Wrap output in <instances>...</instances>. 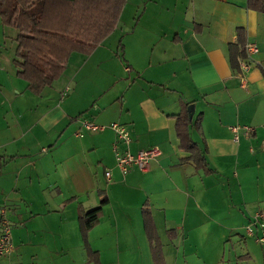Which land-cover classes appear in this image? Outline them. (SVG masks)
I'll use <instances>...</instances> for the list:
<instances>
[{
  "label": "crops",
  "instance_id": "obj_1",
  "mask_svg": "<svg viewBox=\"0 0 264 264\" xmlns=\"http://www.w3.org/2000/svg\"><path fill=\"white\" fill-rule=\"evenodd\" d=\"M238 28L256 47L243 76L228 58ZM16 35L0 21V216L12 244L0 264H154L144 206L165 264H264V242L244 228L264 213V14L246 0H126L114 29L71 52L39 94L16 74ZM184 110L204 167L184 161ZM83 119L123 123L130 141ZM116 146L159 154L122 174ZM80 211L98 213L92 255Z\"/></svg>",
  "mask_w": 264,
  "mask_h": 264
},
{
  "label": "trees",
  "instance_id": "obj_2",
  "mask_svg": "<svg viewBox=\"0 0 264 264\" xmlns=\"http://www.w3.org/2000/svg\"><path fill=\"white\" fill-rule=\"evenodd\" d=\"M126 0H0V19L17 28L14 65L27 88L39 94L65 69L71 52L89 54L115 27ZM249 9L264 14V0H246ZM245 33L238 28L235 43L228 44V58L234 71L238 58L244 55ZM264 72V71H262ZM186 110L178 116L176 132L190 154L184 161L196 167L206 166L204 151L189 139ZM143 226L151 243L154 264H165L161 245L150 221L148 210L142 209ZM98 213L86 216L80 211L79 228L89 255L86 232L96 222ZM93 256L96 257L94 254Z\"/></svg>",
  "mask_w": 264,
  "mask_h": 264
},
{
  "label": "built area",
  "instance_id": "obj_3",
  "mask_svg": "<svg viewBox=\"0 0 264 264\" xmlns=\"http://www.w3.org/2000/svg\"><path fill=\"white\" fill-rule=\"evenodd\" d=\"M244 55L238 58V70L239 75L246 74L252 64L251 55L256 51L255 44L251 41L245 40L243 44ZM81 126L84 130H103L105 128L112 129L116 134L117 141H122L127 144L130 141V136L127 130V127L123 123L118 122H109L106 125L95 124L87 119L81 121ZM245 134L249 135L253 130L250 126H243ZM237 126L232 127L234 133V139H237ZM78 135L82 134L81 127L76 132ZM262 149H264V140H262ZM159 154V149L157 146H151L146 149L139 150L135 154L131 153L128 150L119 151L117 146L115 149V164L116 167L120 170L122 174L127 173L129 168L132 165H136L141 170H146L150 164V161L153 160ZM105 176L107 179H110L111 172L110 170L105 171ZM252 225L256 227V230L259 231L256 234ZM245 231L248 235L254 236V239L257 242H264V213L261 211H256L250 221L245 226ZM11 227L10 222L7 217L1 212L0 216V255L6 254L11 249Z\"/></svg>",
  "mask_w": 264,
  "mask_h": 264
},
{
  "label": "water",
  "instance_id": "obj_4",
  "mask_svg": "<svg viewBox=\"0 0 264 264\" xmlns=\"http://www.w3.org/2000/svg\"><path fill=\"white\" fill-rule=\"evenodd\" d=\"M187 111H188L189 117H191L192 116V113H193V104H189L187 106Z\"/></svg>",
  "mask_w": 264,
  "mask_h": 264
},
{
  "label": "rangeland",
  "instance_id": "obj_5",
  "mask_svg": "<svg viewBox=\"0 0 264 264\" xmlns=\"http://www.w3.org/2000/svg\"><path fill=\"white\" fill-rule=\"evenodd\" d=\"M0 21H1V19H0ZM1 23H2V21H1ZM3 25H5L4 23H2ZM249 222V221H248ZM247 224H245V226H246ZM245 226H244V228H245ZM252 229H253V231L255 232L256 231V227L254 226V225H252Z\"/></svg>",
  "mask_w": 264,
  "mask_h": 264
}]
</instances>
